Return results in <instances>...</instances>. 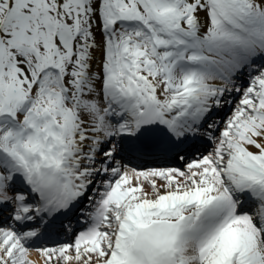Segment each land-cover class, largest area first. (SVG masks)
Segmentation results:
<instances>
[{
    "label": "snow or ice",
    "instance_id": "snow-or-ice-1",
    "mask_svg": "<svg viewBox=\"0 0 264 264\" xmlns=\"http://www.w3.org/2000/svg\"><path fill=\"white\" fill-rule=\"evenodd\" d=\"M0 264H264V0H0Z\"/></svg>",
    "mask_w": 264,
    "mask_h": 264
}]
</instances>
